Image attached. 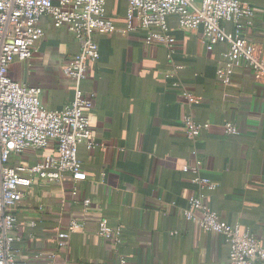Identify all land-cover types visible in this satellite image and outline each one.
<instances>
[{
  "label": "crops",
  "instance_id": "1",
  "mask_svg": "<svg viewBox=\"0 0 264 264\" xmlns=\"http://www.w3.org/2000/svg\"><path fill=\"white\" fill-rule=\"evenodd\" d=\"M242 1L254 12L253 26L243 34L264 49V0ZM105 10L116 31L96 36L100 58L81 83L86 94H95L89 125L96 145L77 148L86 177L35 179L22 189L12 210L19 264H49L51 255L54 264H119L120 258L127 264H224V238L182 216L197 195L221 221L250 231L264 245V88L243 65L223 85L217 70L226 62L227 45L207 50L201 31L179 32L175 17L168 18L175 35L169 57L164 46L145 43L144 30L128 29L127 0H107ZM223 25L232 30L231 23ZM42 27L31 59L14 61L7 75L39 88L45 108L56 110L72 100L62 67L79 44L67 27L54 28L48 18ZM171 81L193 100H184ZM186 117L207 125L195 140L186 135ZM225 123L238 135L226 134ZM49 153H55L53 143L13 155L10 163L30 164ZM193 168L216 188L200 190ZM71 220L82 228L59 247L58 234L68 231ZM101 220L121 228L117 248L96 234Z\"/></svg>",
  "mask_w": 264,
  "mask_h": 264
},
{
  "label": "built area",
  "instance_id": "2",
  "mask_svg": "<svg viewBox=\"0 0 264 264\" xmlns=\"http://www.w3.org/2000/svg\"><path fill=\"white\" fill-rule=\"evenodd\" d=\"M107 0H0V264H19L20 241L14 235L16 218L12 213L22 198V189L35 179L60 182L65 175L74 181L86 175L77 156L80 144L89 149L94 143L89 125V111L94 105V93L86 94L81 83L89 65L100 58L96 36L114 33L116 27L106 13ZM175 17L181 33L201 31L207 50L217 44L227 45L226 62L217 70V79L226 85L236 67L248 68L255 82L264 88V49L248 40L243 32L254 23V12L242 0H127V27L144 30L146 44L164 46L169 57L174 52L175 35L168 18ZM50 19L54 28L67 27L74 35L79 51L63 67L62 73L72 85L70 103L60 109L49 110L41 101V90L11 80L8 69L14 61H27L44 36L42 19ZM224 23H231L226 31ZM166 79L171 80L167 74ZM184 100L194 96L171 81ZM183 125L189 139L195 140L207 125L195 123L189 117ZM225 133L238 135L232 123L224 124ZM54 144V154H44L33 163H15L13 155L36 153ZM195 173L194 183L200 190H214L216 185ZM202 195L187 200L182 210L186 221L197 224L207 233L221 235L228 245V260L224 264H264V245L250 231L223 222L202 204ZM89 201L84 205L88 206ZM200 210L195 215L192 210ZM82 224L71 220L67 232L58 234V245L64 247L72 232ZM96 234L112 242H121V228L110 226L106 220L98 223ZM49 264H54L51 255ZM119 264H127L123 258Z\"/></svg>",
  "mask_w": 264,
  "mask_h": 264
},
{
  "label": "trees",
  "instance_id": "3",
  "mask_svg": "<svg viewBox=\"0 0 264 264\" xmlns=\"http://www.w3.org/2000/svg\"><path fill=\"white\" fill-rule=\"evenodd\" d=\"M15 164V163H14Z\"/></svg>",
  "mask_w": 264,
  "mask_h": 264
}]
</instances>
